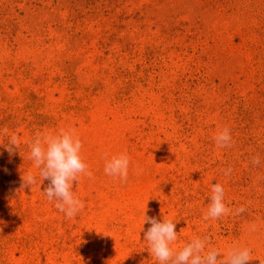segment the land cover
I'll list each match as a JSON object with an SVG mask.
<instances>
[{
    "label": "rangeland",
    "instance_id": "obj_1",
    "mask_svg": "<svg viewBox=\"0 0 264 264\" xmlns=\"http://www.w3.org/2000/svg\"><path fill=\"white\" fill-rule=\"evenodd\" d=\"M61 129L93 173L71 219L29 158ZM125 152L122 183L104 157ZM215 183L232 211L205 221ZM145 208L175 222L174 252L207 236L264 259V0H0V264H159Z\"/></svg>",
    "mask_w": 264,
    "mask_h": 264
},
{
    "label": "clouds",
    "instance_id": "obj_2",
    "mask_svg": "<svg viewBox=\"0 0 264 264\" xmlns=\"http://www.w3.org/2000/svg\"><path fill=\"white\" fill-rule=\"evenodd\" d=\"M215 141L218 147H227L232 143L230 130L225 127L216 136ZM20 140L17 135L8 139L4 145L5 150L14 154L19 149ZM30 159L39 170L38 174L42 180H48L49 184L43 192L49 202L55 201V207L69 219L73 218L83 209V202L75 197L73 182L79 183L82 175L89 179L93 173L89 170L80 155L82 142L75 130L61 129L58 134L37 135L29 144ZM104 172L106 175L119 178L122 183H127L129 176L130 159L127 153L113 155L108 158L105 153ZM253 164L260 163L259 157L253 158ZM231 169L225 170L229 175ZM21 188L32 187L36 184V175L29 172L26 177H21ZM224 188L221 184L212 185V195L207 213L203 220L219 219L231 213V209L224 203ZM245 208L241 206L236 214H241ZM147 209L143 212V224L148 223L150 227L144 232V240L147 241L151 254L159 261V264H248L251 259V250L247 247H234L227 250L226 255L221 257V252L216 248H206L210 242L209 238L195 237L191 242L185 244L180 250L173 251L171 245L177 240L175 222L164 219L157 221L154 217L146 215ZM252 230H255L253 225ZM259 264H264V259H259Z\"/></svg>",
    "mask_w": 264,
    "mask_h": 264
}]
</instances>
